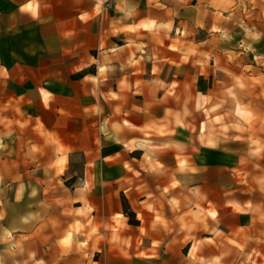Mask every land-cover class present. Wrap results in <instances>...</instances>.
I'll list each match as a JSON object with an SVG mask.
<instances>
[{
	"label": "clouds",
	"instance_id": "1",
	"mask_svg": "<svg viewBox=\"0 0 264 264\" xmlns=\"http://www.w3.org/2000/svg\"><path fill=\"white\" fill-rule=\"evenodd\" d=\"M12 2L4 36L53 19L49 0ZM74 5L56 27L79 28L42 36L39 51L52 64L59 50L72 74L94 67L78 84L93 100L81 111L95 147L65 143L59 119L46 125L58 97L41 83L26 94L39 114L22 110L25 95L0 104V264H264V0ZM92 23L97 55L89 46L81 57L77 37ZM10 80L0 63V88ZM113 145L121 150L103 155ZM205 150L234 166L209 176ZM117 164L123 174L106 179Z\"/></svg>",
	"mask_w": 264,
	"mask_h": 264
},
{
	"label": "crops",
	"instance_id": "2",
	"mask_svg": "<svg viewBox=\"0 0 264 264\" xmlns=\"http://www.w3.org/2000/svg\"><path fill=\"white\" fill-rule=\"evenodd\" d=\"M53 4V9L48 10L45 15L51 16L53 19L51 22L44 26H33L28 28L25 26L23 21L18 23L20 33L18 35H7L4 36L0 34V63H3L9 71L12 73V80L9 81L7 90L0 88V104L7 103L11 100L13 103L21 96L25 95V100L20 102L22 110L31 115L39 114L41 111V106L39 103H34L29 105L27 100L30 98L26 94L30 90H34L37 83H41L48 87L50 91L57 94V103L53 105V110L50 113L45 114V123L49 127L51 126L49 122L56 121L59 119L60 124H66L67 127H60L58 129L64 142L75 147H91L94 148L95 145L92 143L94 138V129L91 127L92 120H85L84 115L81 111L83 106L93 103L91 97H85L81 90V86L78 81L88 72L94 74L95 69H86L84 72L72 74L70 72V65L73 61L60 53L59 50L54 54L53 59L55 63L51 64L52 57H49L47 50L41 52L40 48L44 47V39L42 36L52 37L57 34L58 31H63L67 29L79 28L76 21L69 19L67 24L63 25L61 28H57V19H67L71 16L76 15L75 12L70 11L74 5V0H62V7H57V0H49ZM195 0H193V3ZM143 7V4H142ZM16 4L12 0H0V29H2L6 24L10 23L7 16L8 13L15 11ZM112 13L110 12V15ZM89 31H81L80 35L77 37L78 42H81V47L79 49L80 56L83 57L85 50L89 46H93L91 55L96 56L97 53L94 50V45L96 44V34L97 26L92 23L88 26ZM116 43H121L120 40H115ZM30 45H35L37 48V53L35 56L29 55L24 51ZM58 47L57 45H53ZM67 47H71L67 45ZM15 52L19 59H14L10 53ZM41 57H44L41 60ZM67 60V63H65ZM51 64V65H50ZM17 65H19L17 67ZM50 65V66H49ZM49 66V67H48ZM201 90L205 88V82L203 77L200 78ZM141 99L140 97L136 98ZM64 108L70 115L59 116L56 111L57 108ZM120 147L113 145L112 147H107L103 151V155L114 154L120 151ZM134 155H139V153H134ZM206 163L210 168L209 176L215 177L216 170L223 167L234 166L236 157H225L223 153L220 152H210L205 150ZM199 163V159L197 160ZM105 176L106 179L116 180L123 174L119 165H114L109 167L105 165ZM117 185H113V188ZM96 197H99L100 192L97 190ZM220 195L219 189L217 188L213 194L214 199H218ZM123 193H121V199H123ZM247 217H241V224L247 222ZM137 222L136 224H138ZM96 259H100L99 254ZM164 259H168L165 257ZM113 264H127L123 260H115ZM131 264H148V262L141 260H133ZM151 264H160L159 261H153Z\"/></svg>",
	"mask_w": 264,
	"mask_h": 264
},
{
	"label": "trees",
	"instance_id": "3",
	"mask_svg": "<svg viewBox=\"0 0 264 264\" xmlns=\"http://www.w3.org/2000/svg\"><path fill=\"white\" fill-rule=\"evenodd\" d=\"M122 200H124V198H123ZM124 205H125V208H126V210H127V206H128V205H127V201H126V200H124ZM132 216H133V220H131L130 223L136 224L138 221H135V220H134V214H132Z\"/></svg>",
	"mask_w": 264,
	"mask_h": 264
},
{
	"label": "rangeland",
	"instance_id": "4",
	"mask_svg": "<svg viewBox=\"0 0 264 264\" xmlns=\"http://www.w3.org/2000/svg\"><path fill=\"white\" fill-rule=\"evenodd\" d=\"M186 251V250H185Z\"/></svg>",
	"mask_w": 264,
	"mask_h": 264
}]
</instances>
